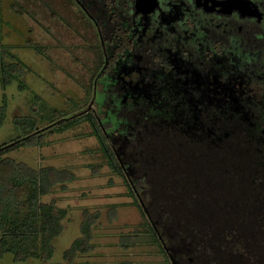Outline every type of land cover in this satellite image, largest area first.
<instances>
[{
	"label": "trees",
	"instance_id": "obj_1",
	"mask_svg": "<svg viewBox=\"0 0 264 264\" xmlns=\"http://www.w3.org/2000/svg\"><path fill=\"white\" fill-rule=\"evenodd\" d=\"M72 1L97 28L103 64L97 83L105 87L104 105L123 125L121 138L130 155L121 156L115 140L118 135L109 134L104 123L88 111L65 117L51 109L39 116L48 122L43 130L62 133L81 123L88 125L89 136L96 139L109 170L121 178L124 196L139 211L141 236L158 248L167 264H264V26H244L235 32L243 54L230 71L229 63L215 65L209 54L183 52L180 46L175 54L180 33L169 35L155 28L157 23L151 22L145 35L134 37L135 0ZM209 41H218L221 47L224 38L214 32ZM176 61L182 65L173 73L183 89L178 99L184 96L198 113L199 123L213 129L214 143L213 138H192L148 113L151 98L164 100L162 94L156 95L161 90L160 73ZM20 65L18 61L6 64L0 58L3 88L22 76ZM124 69L136 71L135 78L126 76V81ZM214 77L223 84L242 78L254 89H235L232 102L211 90ZM129 87L140 93L136 104L122 102ZM18 88L24 89L22 83ZM2 102L0 125L5 116ZM24 122L28 133L22 131L14 141L0 145V257L11 254L17 263L52 257L51 243L61 233L66 211L54 201L42 203L41 197L57 183L64 189L63 182L73 179L63 170L33 169L4 157L20 147L41 145L34 119L13 121L21 127ZM83 217V236L66 251L68 256L87 250L89 225L98 213L83 210ZM179 241L185 245H175Z\"/></svg>",
	"mask_w": 264,
	"mask_h": 264
},
{
	"label": "rangeland",
	"instance_id": "obj_2",
	"mask_svg": "<svg viewBox=\"0 0 264 264\" xmlns=\"http://www.w3.org/2000/svg\"><path fill=\"white\" fill-rule=\"evenodd\" d=\"M8 54L15 59H10ZM0 58L6 64L18 61L23 73L4 88L0 81V108L5 100L0 145L29 132L27 122L17 126L13 123L15 118L34 119L42 135L41 145L20 147L4 157L33 169L51 167L73 175L72 180L63 182L64 189L57 183L50 194L41 197L42 203L54 201L56 207L66 211L61 233L51 243L52 257L17 263L7 253L0 257V264H167L158 248L141 236L139 211L124 196L126 189L121 178L109 170L96 139L89 136L88 125L81 123L65 132L52 133L48 128L43 130L48 122L39 119L51 109L66 114L65 117L91 112L104 123L109 134L118 135L115 138L118 151L129 158L128 145L121 138L123 125L104 105L105 87L97 83L103 65L101 39L84 11L72 0H0ZM181 66L176 61L160 73L158 81L163 92L157 89L156 95L162 94L164 100L156 102L161 98H151L148 113L163 124L188 132L192 138H213L214 143L213 129L199 123L198 113L190 108L184 96L178 99L183 89L173 73H178ZM94 71L96 77L91 82ZM122 72L126 81L137 74L126 69ZM19 82L24 89L18 88ZM210 88L235 102V89L250 92L254 85L242 78L223 84L214 77ZM129 89L122 102L138 103L140 93L135 87ZM256 97H260L259 90ZM83 210L90 215L98 213V217L91 219L87 250L68 256L66 251L83 236ZM175 245L185 244L179 241Z\"/></svg>",
	"mask_w": 264,
	"mask_h": 264
},
{
	"label": "flooded vegetation",
	"instance_id": "obj_3",
	"mask_svg": "<svg viewBox=\"0 0 264 264\" xmlns=\"http://www.w3.org/2000/svg\"><path fill=\"white\" fill-rule=\"evenodd\" d=\"M200 2L205 6H197L195 0H157V7L146 15L136 13L134 5L137 21L134 23L133 36L137 38L141 33L145 35L152 28L151 22H154L157 23L155 28L164 29L169 35L180 33L176 38L175 54L180 52V46L183 52L209 54V57H214L215 65L226 67V63H229L230 71L235 70L236 58L243 54L237 44L238 36L235 32H241L244 26L251 28L260 23L264 26V0ZM231 3L232 6H229ZM235 5L241 8H235ZM253 10L259 13V19L256 16L241 14L252 13ZM144 26L146 27L143 29ZM214 32L224 38L221 47L220 42L209 41Z\"/></svg>",
	"mask_w": 264,
	"mask_h": 264
},
{
	"label": "water",
	"instance_id": "obj_4",
	"mask_svg": "<svg viewBox=\"0 0 264 264\" xmlns=\"http://www.w3.org/2000/svg\"><path fill=\"white\" fill-rule=\"evenodd\" d=\"M197 6H205V4H201V0H195ZM157 0H135V12L136 13H141V14H148L153 11L154 8L157 7ZM232 6V3L229 5ZM232 9V7H230ZM235 8L240 9L241 6L235 5ZM207 10V9H206ZM243 15H248V16H256L258 19L260 17L259 13L256 10H253L252 13H241Z\"/></svg>",
	"mask_w": 264,
	"mask_h": 264
}]
</instances>
